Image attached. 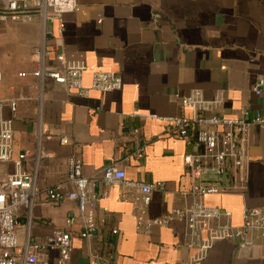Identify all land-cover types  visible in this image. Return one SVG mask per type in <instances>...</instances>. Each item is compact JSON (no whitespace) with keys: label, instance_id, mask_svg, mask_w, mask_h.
Returning a JSON list of instances; mask_svg holds the SVG:
<instances>
[{"label":"crops","instance_id":"1","mask_svg":"<svg viewBox=\"0 0 264 264\" xmlns=\"http://www.w3.org/2000/svg\"><path fill=\"white\" fill-rule=\"evenodd\" d=\"M75 1L74 12L62 16L59 24L65 59L85 65V87L93 72L103 71L118 74L122 88L91 91L82 98L45 80L37 90L31 75L32 54L41 39L37 22L0 25V96L15 101V111L5 106L2 116L12 120L14 152L29 153L21 167L35 172L40 200L44 190L65 179V162L76 156L89 178L116 163L130 181L163 183L164 190L151 195L149 215L165 214L185 202L180 193L190 188L183 165L189 148L167 134L165 123L134 115L188 116L179 101L192 90L201 91L205 99L223 90L225 117L243 109L264 113V89L260 96L252 93L256 80L264 77V0ZM57 27L46 26L51 32L46 39L50 65H56L52 44ZM133 129L139 130L137 136ZM62 137L67 145L60 144ZM143 143L141 159L124 160ZM247 152V190L204 199L207 206L230 211L233 226L241 224L244 208L264 206V126L249 131ZM12 171V164L0 166V180ZM100 189L107 197L96 206L97 230L88 240L79 238V225L64 222L76 215L72 201L19 208L14 250L18 264L28 244L56 230L72 239L67 264H94L92 253L107 258V264H264V258H236L233 241L215 244L205 260L191 263L183 224L138 234L131 206L122 199L124 190ZM57 257L51 250L40 260L56 264Z\"/></svg>","mask_w":264,"mask_h":264},{"label":"built area","instance_id":"2","mask_svg":"<svg viewBox=\"0 0 264 264\" xmlns=\"http://www.w3.org/2000/svg\"><path fill=\"white\" fill-rule=\"evenodd\" d=\"M76 8L75 0H0V25L9 23L28 24L37 22L41 31L40 43L33 51L37 90H41L45 80L87 98L91 91L107 93L122 88L121 77L113 72L96 71L91 75L89 86L82 82L86 67L82 62L67 61L61 51L62 16L71 14ZM57 23V36L53 40L54 61L49 64V50L46 39L51 32L47 24ZM25 74H19L20 77ZM2 75L0 73V81ZM264 89V77L256 80L252 93L260 96ZM225 101L223 90L215 92L211 99H205L199 90H192L179 101L180 107L189 110V115L156 116L134 115L165 123L167 134L181 139L188 146L183 156L190 188L181 192L185 202L172 207L169 212L157 217L149 215L151 195L163 191V183H144L130 181L116 163L105 166L93 177L82 173V162L70 156L65 162V179L53 188L40 193L35 187V172L22 170V162L29 157L27 151L15 154L13 145L12 120L2 116V109L9 106L15 111V101L0 96V166L13 165V171L0 180V264H18L14 255L17 246V211L21 207L31 208L36 203H59L64 200L76 205V215L64 220L68 226L79 225V238L88 240L97 230L95 209L100 200L107 197L104 187H118L124 190L123 200L131 206V218L138 234H150L154 228H168L173 223L185 227L186 248L193 253L190 262L205 260L210 249L217 243L233 241L236 244L235 257L238 259L264 258V206L244 208L239 226L231 224L230 211L205 205L207 196L241 194L247 190L248 134L252 128L264 126V113L241 110L235 117H225L221 109ZM137 136L138 129L132 130ZM60 144L67 145L68 139L62 137ZM145 144L138 146L134 156L141 159ZM106 211V209H103ZM116 230L111 234L115 235ZM261 241L263 243H258ZM51 250L57 251L56 264H67L72 251L69 233L53 231L41 241L27 245L22 264H44L40 257ZM94 264H107L108 259L99 254H90Z\"/></svg>","mask_w":264,"mask_h":264},{"label":"rangeland","instance_id":"3","mask_svg":"<svg viewBox=\"0 0 264 264\" xmlns=\"http://www.w3.org/2000/svg\"><path fill=\"white\" fill-rule=\"evenodd\" d=\"M10 24H18V23H10ZM6 36H8V35H6ZM6 36H4L5 37V39H7L6 38ZM0 44H3L2 42H0Z\"/></svg>","mask_w":264,"mask_h":264}]
</instances>
